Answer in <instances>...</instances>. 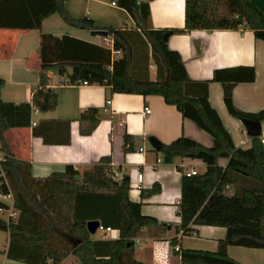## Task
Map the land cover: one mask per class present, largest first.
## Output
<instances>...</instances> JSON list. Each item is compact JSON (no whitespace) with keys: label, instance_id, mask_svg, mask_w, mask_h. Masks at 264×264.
<instances>
[{"label":"trees","instance_id":"16d2710c","mask_svg":"<svg viewBox=\"0 0 264 264\" xmlns=\"http://www.w3.org/2000/svg\"><path fill=\"white\" fill-rule=\"evenodd\" d=\"M67 0H0V29L41 32L43 22L58 15L70 28L93 31V20L74 18L65 8ZM114 3V2H113ZM134 21V30L104 28L112 38L111 49L98 47L68 36L56 38L40 33L38 47L39 82L29 103L13 104L1 100L4 81L0 79V142L4 159L0 163V193L14 196L16 221L8 227L0 218V230L9 233L8 257L27 264H61L72 255L79 264H143L133 258L134 239L149 226L166 227L156 219L141 214L142 201L161 192L154 184L140 190L141 202L128 198L130 179L113 177L110 159L102 158L91 171L79 173L66 167L42 180L31 177L29 165L15 159L5 139L9 129L29 128L32 110L53 111L57 91L48 87L49 74L55 72L65 85H97L113 94L159 96L173 106L183 119L193 122L213 139V147L180 137L168 145L160 144L165 164L177 158L199 160L206 166L203 174L181 177L178 215L179 230L190 235L193 226L220 227L225 237L218 241L216 252L180 250V264H240L227 255L230 246L264 251V168L262 150L256 138L249 149L233 145L229 133L207 98L208 83H195L202 94L189 92L192 83L177 52L164 42L165 33L187 34L192 31L250 30L255 39L264 41V13L251 0H185L182 30H153L150 27L149 0H116ZM224 6L226 14L218 8ZM150 47L156 79L138 78L133 73L134 38ZM120 53L113 59L112 53ZM253 67L215 70L211 82L223 89V102L228 114L237 119L264 120V111L246 114L232 101L233 89L242 83H253ZM99 110L83 111L77 122L81 136H90L99 124ZM33 137L45 145H68L70 122L40 121L32 129ZM133 136L124 134L123 153H134ZM226 166H219V160ZM179 172L180 169H177ZM80 176V180L76 177ZM73 196V204L60 213L55 202ZM70 220H68V215ZM99 222L103 229L116 230L117 240L93 241L86 229L89 222ZM15 243V247H14ZM171 246H178L177 239ZM22 248V249H20ZM28 251V252H26Z\"/></svg>","mask_w":264,"mask_h":264},{"label":"crops","instance_id":"0c3cea01","mask_svg":"<svg viewBox=\"0 0 264 264\" xmlns=\"http://www.w3.org/2000/svg\"><path fill=\"white\" fill-rule=\"evenodd\" d=\"M86 1L91 4L101 2V0ZM251 1L264 13V0ZM67 2L68 0L66 4ZM112 6L116 7V5ZM184 7L185 0H149L150 27L153 30H182ZM118 9L125 19H130L132 22L130 26L124 24L115 29L134 30V21L123 9L119 7ZM68 10H71L69 6ZM104 26L106 25L97 30H104ZM109 26L112 28L111 25ZM71 29L85 31L90 35V31ZM32 32L38 31L0 29V79L4 81L1 100L5 103L18 105L31 102L32 92L38 85L40 60L37 51L40 33L43 32L41 29L36 38L31 36ZM44 34H51L56 38L68 36L106 49L112 47V44L104 45L101 40L104 38L99 36L90 35L86 38L67 32L59 35L52 32ZM107 38L111 39L112 43L111 36ZM30 45L37 47L30 49ZM167 47L179 54L189 80L194 83L188 88L190 94L196 96L203 92L202 87L195 83H208L209 105L219 116L233 145L242 150L249 149L252 138L247 136L244 130H240L242 127L240 121L228 114L223 102L222 86L211 82V79L213 72L218 69L253 67L255 81L236 85L233 89L232 101L237 110L246 114H258L264 111V41L255 39L248 29L213 32L197 30L187 34L170 35ZM132 50L133 73L138 78L143 79L148 76L150 80H155L156 67L152 62L150 47L143 40L135 37ZM119 56L118 52L112 53L113 59ZM151 69H153V77L150 73ZM48 87L57 91V106L51 112L32 113V122L69 121L70 143L45 145L40 138L33 137L32 129L35 126L32 124L29 128L9 129L5 133L6 142L13 156L29 165L32 178L42 180L53 173H63L68 166L81 174L91 171L100 159L109 158L111 169L119 177L123 175L129 177L128 198L131 202H141L140 190L150 189L154 184L161 187L158 195L142 201L141 214L156 219L159 224L166 227L149 226L139 232L134 239V260L143 264H180L179 254L173 251L171 246L173 239H177L179 250L216 252L218 241L225 237L224 228L193 226L191 228L194 233L190 235H183L179 230L181 220L178 215V205L181 197V177L190 171L198 173V170H202L201 174H203L206 166L199 160L186 158H177L173 164H165L161 154L154 151L148 143V139L153 138L159 144L168 145L184 137L205 148H212L213 139L208 134L190 120L183 119L175 107L166 105L159 96L113 94L109 89L97 85H65V79L58 77L55 72L49 74ZM147 108L150 110L149 114L144 113ZM87 109L99 110V124L90 136H81L77 120ZM260 125L261 134H264V120ZM124 134L135 138L134 153H123ZM218 163L219 166L225 167L227 161L221 159ZM138 175L142 177L141 182L135 180ZM80 178V176L76 177L77 180ZM67 204L72 206L73 196L67 200L63 195V198H58L55 202V206L62 214L66 212ZM70 216L69 214L68 220ZM118 237V231L114 230L107 234L101 233L97 239L92 240H117ZM8 248L9 233L4 250L0 249V264H27L8 257ZM227 255L240 264H264V251L259 249L230 246L227 248ZM71 259L72 261L68 263ZM61 264L79 263L69 255Z\"/></svg>","mask_w":264,"mask_h":264},{"label":"rangeland","instance_id":"374dc122","mask_svg":"<svg viewBox=\"0 0 264 264\" xmlns=\"http://www.w3.org/2000/svg\"><path fill=\"white\" fill-rule=\"evenodd\" d=\"M116 3V0H101L98 4H91L90 2H87L86 0H68L67 4L65 3V8L68 11V13L74 17V18H80V17H89L91 18L95 23V27L101 28L103 25L105 28H111L109 25L112 26V29L119 25L126 24L127 26L131 25V20L125 19L124 15L120 12L118 7H113L111 3ZM68 6L71 10H68ZM218 12L220 14H226V9L224 6H220L218 8ZM98 25V26H96ZM42 32H52L55 34H61V33H70V34H78L80 36H84L86 38H89L88 32H80L75 31L69 27H67L60 17L58 15H54L50 19L44 22L42 26ZM31 36H39L38 32H32ZM103 41V44L106 46H111V39H101ZM33 47L37 46H31L30 49H33ZM150 73L153 77V69L150 70ZM240 130H244L243 126L240 128ZM198 173H202V170H198ZM100 232H96L94 235H91L92 239H97L100 236ZM8 236V233L5 231L0 230V249L4 250L5 240ZM71 260L68 261L71 262Z\"/></svg>","mask_w":264,"mask_h":264},{"label":"built area","instance_id":"2783aa9c","mask_svg":"<svg viewBox=\"0 0 264 264\" xmlns=\"http://www.w3.org/2000/svg\"><path fill=\"white\" fill-rule=\"evenodd\" d=\"M112 5H115V4L112 3ZM107 104H109V102H107ZM37 112L38 111L36 109L32 110V113H34V114ZM144 113L149 114L150 110L147 108L144 110ZM31 124H32V126H36V122H32ZM256 139H257V142L259 143L261 150H262V167L264 168V134H260L258 137H256ZM3 159H4V154L2 152V145L0 142V163L3 161ZM112 172H113V177L115 179L120 178L114 170H112ZM197 174L198 173L195 171H190L188 173H185V175L187 177L195 176ZM141 178H142L141 175H138L135 177V180L137 182H141ZM0 218L4 219L7 227L16 221L17 212L14 209V198H13V194L10 191H8L5 194L0 193ZM113 231L114 230H111L109 228L103 229L101 226L97 230V232L106 233V234L111 233ZM174 251L178 253L180 251L179 247L175 246Z\"/></svg>","mask_w":264,"mask_h":264},{"label":"water","instance_id":"95a60500","mask_svg":"<svg viewBox=\"0 0 264 264\" xmlns=\"http://www.w3.org/2000/svg\"><path fill=\"white\" fill-rule=\"evenodd\" d=\"M90 35L93 37L99 36V37L106 39L107 37H109V32L106 30H93V31H90ZM170 35H171L170 33H165L163 35L164 42H167ZM240 123L243 126L244 132L246 133L247 136L251 138H256L261 134L260 122L249 120V119H242L240 120ZM148 143L154 151L160 152L161 146L155 139L149 138ZM99 227H100V224L97 221L89 222L86 224V229L90 235H94L97 232Z\"/></svg>","mask_w":264,"mask_h":264}]
</instances>
